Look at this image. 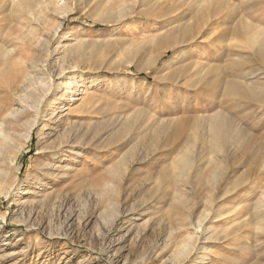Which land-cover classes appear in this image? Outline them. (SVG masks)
<instances>
[{
  "label": "rangeland",
  "instance_id": "obj_1",
  "mask_svg": "<svg viewBox=\"0 0 264 264\" xmlns=\"http://www.w3.org/2000/svg\"><path fill=\"white\" fill-rule=\"evenodd\" d=\"M203 1L5 0L0 117L13 109L21 71L31 64L47 86L38 115L3 126L5 134H16L0 161V264H251L262 258L257 225H243L264 213V106L255 110L230 94L182 86L195 77L179 84L165 79L189 64L202 75L217 65L223 75L227 49L235 46L214 40L230 25L225 10L202 30L203 41L196 37L158 59L153 51L152 41L172 37L176 27L196 32ZM229 1L243 21L264 25V0ZM236 43L232 49L246 57L249 50ZM68 82L73 93L62 101ZM216 111L230 113L253 152L216 154L209 147L202 124ZM63 156L71 160L59 163ZM183 157L186 172L173 165ZM190 241L192 254L176 259Z\"/></svg>",
  "mask_w": 264,
  "mask_h": 264
},
{
  "label": "bare ground",
  "instance_id": "obj_2",
  "mask_svg": "<svg viewBox=\"0 0 264 264\" xmlns=\"http://www.w3.org/2000/svg\"><path fill=\"white\" fill-rule=\"evenodd\" d=\"M215 1L216 0H208V2H205L207 7L205 8L203 7L201 9L202 10L201 18L203 20L200 21L196 25L198 27L196 29V32L191 33L190 30L188 29L189 27L184 28V29L181 27H176L175 29L171 31V35H173L172 37L168 38L164 35V36H159L152 41L153 51L156 53V58L158 59L159 56H161L164 52H167L168 50H172L176 48L180 49L183 46H189V43L191 42V40H193L196 37H198L200 41H203L202 30L205 29V27L209 25L210 20L211 21H214V19L221 20L222 18L226 20H230V25L226 29H224L222 32H220L216 37H214V40L216 42H220V39H224V41H227V42L234 41L235 43L233 42V44H235V46L237 44L236 41L238 42V44H240L239 42L244 43V46H242V44L240 46L241 48L243 47V49L249 50V54H247L246 57H244L242 55V52H240V50L242 49H239V51L234 50L235 46L232 45L233 46L232 48L234 49L229 47L226 52L227 53L226 56H227V59L229 60V63L228 64L226 63L227 64L225 67L226 71H224L225 74L223 73L222 75L221 68L215 65V66H212L211 68L209 67L208 70L206 69L207 71L206 73H204L205 75H202L201 74L202 71L199 73V71H197L198 69H196L194 72V69H195L194 64H189L188 66L183 65L179 67L177 70L170 72L169 75L165 77V79H167V81L173 84V82L178 83V79L188 80L190 78L195 77V79H193L194 81L190 80L189 83L187 82L183 83L182 86H184V88L187 90L191 89V90H196L199 92H203L206 88H209L210 89L209 92H212L213 94L220 93L222 96L224 93L230 94V95L235 96L240 102L245 100L246 101L245 104H247L249 108L251 109L254 108L256 110V108L258 109L259 107L264 106V25H260L262 24L260 22H259V25L258 24L253 25L251 23H248L247 18H245L247 20L246 22L243 21L242 17L244 16L240 17L241 14L237 16V11L239 9H237L236 5H234V3L232 4L229 0H217V2ZM5 3H6L5 0H0V8H2ZM223 10H225V15L224 17L222 16L221 18L220 15L222 14ZM239 11H241V9ZM247 12L249 13L250 10L248 9ZM208 33L210 32L209 31L206 32V34ZM204 40H207L208 42L210 41L209 38H206ZM238 46L239 45H237V47ZM7 50L5 51L4 49V51L1 52L4 54V56L2 54V58L5 57L6 59V57H8L9 54H7L8 53ZM165 65L172 67L171 62L166 61ZM252 65L256 66V70L251 68ZM28 68L29 69L27 70V72H25V74L20 70L22 73L21 74L22 81H20L21 84L19 83L20 86L16 87V89L18 90L17 95H16L17 98L14 99L13 102H11L13 103L12 105L13 109L8 110V112L2 118L0 117V161H3L6 159L9 149H11V147L13 146L12 145L13 135L15 136L16 134V133L12 134L14 132H12L11 135L5 134L4 133L5 130L3 129V126H5L6 124L12 125V123L18 122L19 119H21L22 115L33 113V112H36L37 114L40 104L42 103L41 98L43 99L45 97L43 96V93L45 91L43 86H45L46 82L43 77V73L40 72V70L36 69L37 67L35 63L31 64ZM16 80L15 82H18ZM11 84L9 85L13 87L14 85L12 86ZM71 85H72V82H68L64 85L65 92L60 97L62 101H65L67 98L71 97L69 95V93L71 94L73 93V91H71L72 90ZM72 87L74 86L72 85ZM27 123H29V125L31 124L30 122H27ZM202 129L204 130L203 133L206 135V139H205L206 143L209 144V147L213 149L214 152H216V154L226 155V153H228L226 152V149L228 148L233 150V153H243V152H253L254 151V145L252 144L251 139L247 140L245 138L244 133L239 128V126H237V124L231 118L230 113L227 111L225 112L216 111L214 114L210 115L206 119V121L203 122ZM28 130L30 131V129ZM174 130H175L174 135H176L179 132V126L175 127ZM27 138H28V135L26 139ZM75 155H77L76 152H73V156ZM61 158H63V160L61 159L59 163H65L71 160L70 158H67V156H63ZM188 163H189V160L187 161V157H183L179 160L174 161L173 165L174 166L176 165V168L179 169L180 172H186L189 167ZM2 175H3V172L0 170L1 179L3 177ZM38 184H41V182H38L37 185ZM261 206L263 207L264 203H262ZM261 211L263 212V210ZM218 218H220V216ZM252 219L250 220V222H247L243 226L248 228L249 226L254 227L255 225H257V227H255V230L258 232L256 235L260 236L261 238L263 237L262 242H260V245H261L260 248L262 249L264 248V235H263L264 234V224L262 223V221H264V213H261L260 215L256 216L253 220ZM201 229H202V224L200 221L194 225L193 230L198 235V233L201 232ZM248 229L252 230L251 228H248ZM238 230L239 229L235 231H238ZM189 240H191L190 237H189ZM190 243L191 241L183 245L182 250L177 253L176 259L182 256L184 258L185 257L187 258L188 256L192 254L193 248ZM233 245L235 244H231L229 250L230 249L232 250L235 247ZM238 249L245 251L247 247L246 246L239 247ZM262 254L263 255H262V258H260V260L256 262L254 261L251 264H264V251L262 252ZM198 258L199 257H197V259ZM225 260L231 261L230 257H226Z\"/></svg>",
  "mask_w": 264,
  "mask_h": 264
}]
</instances>
